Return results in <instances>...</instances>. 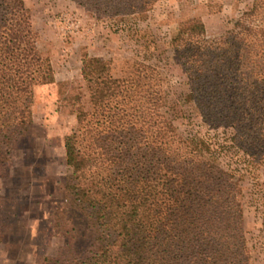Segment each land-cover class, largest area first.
Instances as JSON below:
<instances>
[{"label":"trees","instance_id":"1","mask_svg":"<svg viewBox=\"0 0 264 264\" xmlns=\"http://www.w3.org/2000/svg\"><path fill=\"white\" fill-rule=\"evenodd\" d=\"M73 1L126 25L159 0ZM38 39L25 1L0 0V177L29 144L35 88L56 83ZM172 44L186 100L202 122L225 130L223 144L240 154L239 165L225 166L204 136L178 131L155 65L126 61L116 70L84 53L82 85L71 95L61 90L59 101L76 118L64 137L72 170L65 197L90 242L77 251L74 235L41 264H251L241 171L264 166V0H252L213 38L200 17L182 20Z\"/></svg>","mask_w":264,"mask_h":264},{"label":"rangeland","instance_id":"2","mask_svg":"<svg viewBox=\"0 0 264 264\" xmlns=\"http://www.w3.org/2000/svg\"><path fill=\"white\" fill-rule=\"evenodd\" d=\"M24 1L39 36L38 47L51 58L56 83L35 88V127L29 144L21 145L14 166L0 177V233L4 236L0 264H41L74 235L77 251L89 245L85 220L65 197L72 170L66 163L64 137L75 127L76 118L59 101L61 90L71 95L82 85L84 53L112 61L116 70L126 61L155 65L167 79L166 110L178 131L184 136H204L215 144L225 166L239 165L240 154L223 144L225 130L202 122L194 104L186 100L188 81L172 40L179 23L193 17L202 19L209 38L220 36L252 0H159L146 14L129 18L126 25L96 18L73 0ZM241 175L251 264H264V166ZM84 234L89 237L83 240Z\"/></svg>","mask_w":264,"mask_h":264}]
</instances>
